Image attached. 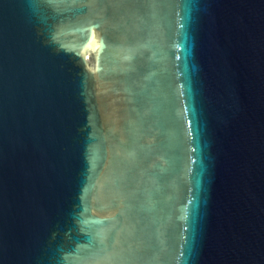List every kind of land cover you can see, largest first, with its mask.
<instances>
[{
  "label": "water",
  "instance_id": "1",
  "mask_svg": "<svg viewBox=\"0 0 264 264\" xmlns=\"http://www.w3.org/2000/svg\"><path fill=\"white\" fill-rule=\"evenodd\" d=\"M0 264H264V0H0Z\"/></svg>",
  "mask_w": 264,
  "mask_h": 264
}]
</instances>
